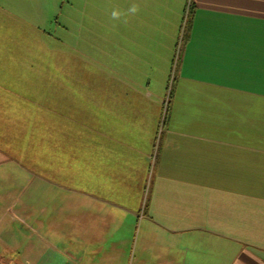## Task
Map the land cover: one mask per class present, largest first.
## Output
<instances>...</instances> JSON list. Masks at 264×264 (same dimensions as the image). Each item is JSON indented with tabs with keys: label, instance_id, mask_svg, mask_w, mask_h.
Masks as SVG:
<instances>
[{
	"label": "crops",
	"instance_id": "0c3cea01",
	"mask_svg": "<svg viewBox=\"0 0 264 264\" xmlns=\"http://www.w3.org/2000/svg\"><path fill=\"white\" fill-rule=\"evenodd\" d=\"M62 4L94 63L0 0V264H264V0Z\"/></svg>",
	"mask_w": 264,
	"mask_h": 264
},
{
	"label": "rangeland",
	"instance_id": "374dc122",
	"mask_svg": "<svg viewBox=\"0 0 264 264\" xmlns=\"http://www.w3.org/2000/svg\"><path fill=\"white\" fill-rule=\"evenodd\" d=\"M6 3L9 0H3ZM12 1L13 8L18 9L22 8L26 12L31 11L30 15L45 24L46 29L53 30V26L51 24V20L55 16L58 18L57 24L55 25V34L52 35L54 38H50L49 42H53L54 46H59L60 50L67 52L68 47H72V56L73 61H81V62H95V53L94 47L95 43H97L99 36L96 33L97 30H111L112 26V18H111V8L112 5H95V4H88V5H68L62 4L64 0H10ZM67 1V0H66ZM87 18L80 15H86ZM71 14V15H70ZM75 15V16H73ZM188 12L186 14V17ZM100 16H103L101 21ZM54 18V19H56ZM70 19L71 24H66L67 20ZM85 21H84V20ZM80 21L84 28H77V21ZM99 22V23H98ZM101 23V26H100ZM68 25V29H65V26ZM34 36H36L34 34ZM110 39V37L108 38ZM97 40V41H96ZM4 41V40H0ZM37 40H33V47H37ZM71 45V46H70ZM47 46V44L39 43V48ZM12 47H8L0 42V50L5 51L6 53L0 54V64L6 63L5 61L10 60V55L12 57H16L18 54L20 58L24 57L29 61H36L37 57L35 51L30 49L28 53H19L13 49ZM59 50V51H60ZM40 62H46V55L41 54ZM60 58L62 60V52L60 54ZM4 61V63H2ZM66 61V60H64ZM63 61V62H64ZM2 66V65H1ZM18 68V67H17ZM17 68L14 70V74L16 73ZM13 71V69H11ZM19 72V69H18ZM33 74L36 72L31 71ZM42 77V75H36ZM25 87V86H24Z\"/></svg>",
	"mask_w": 264,
	"mask_h": 264
},
{
	"label": "clouds",
	"instance_id": "9594fccd",
	"mask_svg": "<svg viewBox=\"0 0 264 264\" xmlns=\"http://www.w3.org/2000/svg\"><path fill=\"white\" fill-rule=\"evenodd\" d=\"M129 11L130 12H136L137 11V9H136V7L135 6H133L131 9H129ZM120 12L118 11V10H113L112 12H111V17L113 18V19H118L119 17H120Z\"/></svg>",
	"mask_w": 264,
	"mask_h": 264
}]
</instances>
